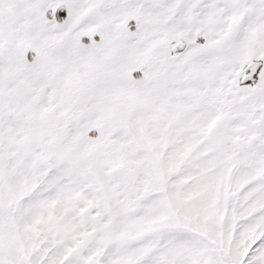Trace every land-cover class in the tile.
I'll use <instances>...</instances> for the list:
<instances>
[{
	"label": "snow or ice",
	"instance_id": "snow-or-ice-1",
	"mask_svg": "<svg viewBox=\"0 0 264 264\" xmlns=\"http://www.w3.org/2000/svg\"><path fill=\"white\" fill-rule=\"evenodd\" d=\"M0 264H264V0H0Z\"/></svg>",
	"mask_w": 264,
	"mask_h": 264
}]
</instances>
